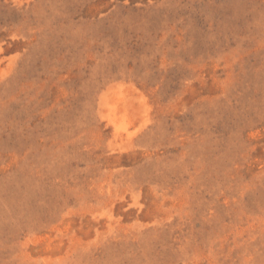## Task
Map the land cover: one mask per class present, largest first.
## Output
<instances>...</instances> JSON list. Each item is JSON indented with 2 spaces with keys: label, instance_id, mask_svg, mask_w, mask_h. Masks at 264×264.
I'll return each mask as SVG.
<instances>
[{
  "label": "rangeland",
  "instance_id": "rangeland-1",
  "mask_svg": "<svg viewBox=\"0 0 264 264\" xmlns=\"http://www.w3.org/2000/svg\"><path fill=\"white\" fill-rule=\"evenodd\" d=\"M0 264H264V0H0Z\"/></svg>",
  "mask_w": 264,
  "mask_h": 264
}]
</instances>
